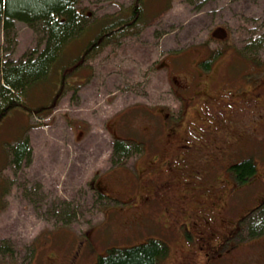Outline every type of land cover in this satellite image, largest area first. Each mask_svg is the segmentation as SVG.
I'll use <instances>...</instances> for the list:
<instances>
[{
    "label": "rangeland",
    "instance_id": "1",
    "mask_svg": "<svg viewBox=\"0 0 264 264\" xmlns=\"http://www.w3.org/2000/svg\"><path fill=\"white\" fill-rule=\"evenodd\" d=\"M131 2L83 0L81 5L89 7L93 16L86 21L95 27L99 18ZM155 2L149 0L155 12L147 5L150 17L137 32L107 43L84 62L88 78L78 89L67 90L50 115L40 118L16 111L0 127L2 138L14 141V136H28L33 149L29 164L18 168L10 164L0 172V191L6 192L0 200V244L9 249L0 251V264H95L111 247L150 238L169 244L170 254L162 264L201 260L200 248L178 237L183 225L174 228L177 217L200 210V194L209 197L203 202L211 200L206 216L212 218L214 209L216 224L226 227L239 219L240 256L253 263L264 259V232L250 238L249 227L242 225L243 217L264 200V71L258 77L262 65L257 63L264 61V43L253 52L244 50V39L264 31V0ZM222 27L227 35L215 32ZM226 42L248 59L240 60L236 52L233 56L229 48L205 78L208 82L197 76L208 69L205 58L196 63V73L195 64L193 69L188 57L177 53L196 46L195 52H203L200 45L215 49ZM43 43L39 29L17 20L9 36L0 29V65ZM71 47L77 50V43ZM240 74L255 80L239 90L230 80ZM197 92L196 102H188L191 108L184 109V124L169 134L161 131L163 115L169 111L170 118L180 117L178 109L189 98L186 93ZM249 96H253L250 101L259 100L253 99L247 110H238L236 101ZM138 105L156 107L157 113L139 111L134 108ZM200 123L217 127L208 133L213 142L207 143L226 142L225 157L254 158L258 170L251 183L237 188L233 176L226 182V163L219 152H205L213 162L201 163L198 153L204 152L198 150L196 140H191L192 148L179 147L185 137L196 139L206 133ZM115 127L124 137L142 139L144 150L146 145L149 149L143 156L134 150L129 156H118ZM188 156V161L181 159ZM150 160L157 163L156 179L167 180L164 190L151 185L145 191L151 184L149 173L153 175L147 170ZM210 165L215 172L207 173L216 176L210 193L206 188L192 189L188 195L187 187L192 183L199 188L197 180ZM184 232L192 236L190 229Z\"/></svg>",
    "mask_w": 264,
    "mask_h": 264
},
{
    "label": "trees",
    "instance_id": "2",
    "mask_svg": "<svg viewBox=\"0 0 264 264\" xmlns=\"http://www.w3.org/2000/svg\"><path fill=\"white\" fill-rule=\"evenodd\" d=\"M82 1L0 0V29H3L7 36L11 34L15 22L21 20L32 28L39 29L43 33L44 41L42 47L31 49L18 60L2 61L0 65V127L16 111L26 113L27 115L36 114L40 118H45L50 115L54 111V107L57 105L59 99L67 90L78 89L82 85L83 79L88 78V75L85 74L86 67L84 66V62L99 53L107 43L124 35L137 32L139 28L145 25L150 17V14L147 13V5L150 7L149 0H132L128 6H121L118 12L106 14L99 18L98 23L93 27V24H87L86 21L93 15H90L89 7L81 5ZM157 1L161 2L162 0ZM150 9L152 8L150 7ZM152 11L155 12L153 9ZM92 27L94 29H90ZM244 40V50L253 52L263 45L264 31L259 34L254 32L253 37H248ZM73 43H77V50H71ZM197 47H194V49L190 47L177 53H179L178 55L183 54L187 56L191 62V66L193 67V64H195V71L196 63H200L202 58L206 59L209 63V65L208 63L206 64L208 69L204 71L205 74H200V76L197 74L198 79L202 77L205 82L209 81V79L205 78H209L213 74L215 64L229 48L233 56L236 52L240 60L246 62L248 59L242 52H237L231 43L227 42L215 49L209 48L207 45H200L199 47L203 49V52H195L194 50L199 51ZM177 53L175 52L174 54L177 56ZM211 54L212 56H210ZM172 57L170 55V58ZM190 57L192 59H189ZM257 63L262 65L261 70H259L260 74L258 77H260L262 71H264V61H257ZM244 75L240 74V77L237 76L230 81L232 83L237 80L242 83L245 82V86L255 80L246 79L243 77ZM187 89L189 88H183L185 91ZM198 93L191 94V96L186 93V96L190 99L188 98V101L186 99L183 100L181 107L178 109L179 113H177L179 115L182 110L180 117L170 118L173 113L169 111L163 115L161 131L168 133V131L170 132L180 124H184L186 117V115H183L184 109H187L188 102H196ZM134 108L151 114L157 113L156 107L151 108L138 105ZM157 109H160V107H157ZM112 131L115 137L114 147L118 156H129V151L131 150L139 153L141 151L140 155L143 156L146 150L149 149V145H146L147 149L144 150L145 142L137 136L125 135L124 137L117 127ZM18 138L14 136L15 140L10 141L7 138H2L0 135V172L10 164L18 168L32 161L33 149L29 137L21 135ZM208 140L213 142V139L209 137ZM3 141H6V144L9 145V148L7 147L8 149L2 146ZM132 146H135V149H131ZM206 157L209 159L208 156L199 157L201 159L200 162H213L210 159L207 161ZM243 158L238 159L236 157V160H238L234 161V157H222L226 163L224 171L228 174L226 182L233 176L237 188L239 185L244 187L248 183H251L250 180L254 178L258 170V164L255 163L253 157L249 158L244 156ZM152 161L150 160L148 162L149 166L152 165ZM210 166L206 173L204 170L202 178L197 180V184L198 182L201 183L199 188L193 186L192 183L187 187L186 192L188 195L192 189L204 190L206 188L209 192L210 186L216 184V176L214 178L212 177V173H207L209 171L215 172V167ZM203 169L205 168L203 167ZM5 193L4 191H0V200ZM200 195V203L202 205V200H205L208 196ZM200 203H197L198 207H201ZM188 214L191 213L189 212ZM243 224L249 227L250 231L248 234L250 235L248 237L250 238L264 232V200L258 205H255L243 217ZM2 249H8V245L0 244V251ZM169 252L170 247L165 240L161 238H150L145 242L131 246L111 247L98 257L95 264H162L166 257L169 256ZM262 262L264 263V259Z\"/></svg>",
    "mask_w": 264,
    "mask_h": 264
},
{
    "label": "flooded vegetation",
    "instance_id": "3",
    "mask_svg": "<svg viewBox=\"0 0 264 264\" xmlns=\"http://www.w3.org/2000/svg\"><path fill=\"white\" fill-rule=\"evenodd\" d=\"M220 28V27H219ZM223 28V27H222ZM218 30H222L225 33L224 29H218ZM229 85L232 83H228ZM244 83L240 82V81H233V84L237 89L242 90L244 88ZM253 84V83H252ZM257 85V84H256ZM255 85V86H256ZM253 85L250 86L248 88V90L253 89ZM227 90V89H226ZM247 90V89H246ZM259 92V91H258ZM260 93V92H259ZM256 96H258V94L255 92ZM253 96H249V97H244L241 98L239 101L237 102L238 110L240 109H246L247 110V106L251 105L253 99L255 100H259L258 97L253 98L251 101L250 99ZM249 109V108H248ZM203 125L206 127V133L204 134H198V136H196V139L191 136L190 138H186V141L179 145V147L181 146H186L188 148H192V142L191 140H196L194 142H197V147L198 150H200L201 152L203 151L204 153L200 154L198 153V157H202V156H207L205 152H209V153H217L219 152L221 155H223L225 157V154H222V152H224L223 149L226 148V142H224L223 144L219 145L220 143H211L208 144V133H212V128L217 129L216 126L214 125H210V124H206V123H200L199 125ZM199 125L197 127H199ZM177 128V127H175ZM175 128H173V130L171 131H175ZM197 130V128H195ZM194 129V130H195ZM193 130V132H194ZM198 131V130H197ZM196 133V132H194ZM169 134V131H168ZM188 136V135H186ZM189 140V141H187ZM205 141V142H204ZM192 143V144H191ZM185 153V152H184ZM190 153V152H187ZM197 157V158H198ZM207 158V157H206ZM181 159H185L186 161L189 160V156L186 158H181ZM236 159V158H235ZM201 161V159H200ZM207 161H209V159L207 158ZM234 163V162H233ZM156 160L152 161V165L149 166V168H147L148 171L153 172V175L151 176L149 173V178L151 180L152 185H155V187L160 188L163 186V189L166 188L167 186V180L165 182L158 181L156 179ZM155 168V169H154ZM145 186V185H144ZM143 186V188H144ZM151 185H147L145 186V191L148 190V188ZM142 188V190H143ZM141 191H139L138 193L140 194ZM152 200L156 199L155 197L151 198ZM206 199H209V197H206ZM154 201H158V200H154ZM153 201V203H154ZM211 200L205 201L203 202L202 207L200 208V210L196 209V210H191L190 213L187 215H181L180 217H177L176 219V226H174V228H178L180 229L179 225H183L182 229L180 230V233L182 234L181 236H178L180 239H184L187 243L190 242V240H192L193 244L195 245L196 248H200L199 254L201 255V260L197 259V258H192L189 261H185V262H178L177 264H188L189 262H192V264H264L262 262V260L260 261H256V262H246V259L242 258L240 255V251H238L239 249H241L242 247V243L239 241H237V226L236 224L239 222L238 220H234L235 223L232 224H228L223 230V227L221 224H216V220L214 219V209L212 210V218H207V214H208V207L211 206V204H208ZM166 211V209H165ZM237 219V218H236ZM167 227V225H165ZM184 229L186 230V233H188V230L190 229L192 231V236H190L189 238L185 235ZM83 244H85L84 241ZM205 249H209L207 251H204ZM212 249V250H211ZM82 254V251H78ZM234 252V254H228V253H232ZM168 258V257H166ZM264 258V257H263Z\"/></svg>",
    "mask_w": 264,
    "mask_h": 264
}]
</instances>
